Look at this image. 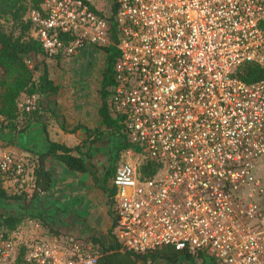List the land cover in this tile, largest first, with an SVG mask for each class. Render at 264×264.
<instances>
[{"label": "built area", "instance_id": "2783aa9c", "mask_svg": "<svg viewBox=\"0 0 264 264\" xmlns=\"http://www.w3.org/2000/svg\"><path fill=\"white\" fill-rule=\"evenodd\" d=\"M114 3V42L111 14L86 0H40L24 15L48 56L117 53L106 103L128 146L104 184L113 190L105 242L136 252L170 246L181 252L176 264L191 254L264 264V188L253 175L264 164V0ZM246 63L261 68L259 80L233 75ZM16 108L34 111L36 96L20 95ZM22 171L21 159L0 149V175L16 182ZM17 254L18 244L0 236V264ZM95 260L82 237L59 246L32 240L19 264Z\"/></svg>", "mask_w": 264, "mask_h": 264}, {"label": "trees", "instance_id": "16d2710c", "mask_svg": "<svg viewBox=\"0 0 264 264\" xmlns=\"http://www.w3.org/2000/svg\"><path fill=\"white\" fill-rule=\"evenodd\" d=\"M39 2L40 0H0V68L4 75L1 80L3 92L0 95V149H3L5 145H13L15 139L24 134L35 122L41 113V97L52 95L58 90V86L54 85L53 81L47 77L45 66L35 78V64L29 66L25 63L30 58L33 62L34 58H39L42 61L46 58L59 59L48 56L42 50L39 42L32 36L31 23L24 18L26 10L36 8ZM110 10L109 38L111 42H114L115 26L112 20L115 13L114 0H112ZM100 50L104 53L105 58L98 88L100 99V105L97 108L98 127L87 134L85 140L72 147L50 141L42 130L40 139L42 147L33 152L31 156L20 158L23 171L18 181L13 182L10 174L0 175V207L10 204L18 209L16 214L5 213L0 216V236L6 237L7 233L13 232L21 224L23 216L27 215L28 218H36L42 226L48 227V236H55L58 239L57 232L52 231V228L47 225L45 221L47 217L40 213L34 215V212L29 209L32 205L31 202L39 195L46 193L51 187V174L45 166L47 159L58 161L69 171L88 172L95 185L106 193L107 202L113 194V190L106 189L104 184L113 175L119 154L123 153L128 144L124 142L122 138L124 134L119 126L110 117L109 107L106 103V97L113 84L112 67L117 53L112 46H105ZM233 75L244 82H254L261 78L262 71L260 67L246 63L239 65ZM22 94L36 96L37 108L34 111L24 113L16 108V103ZM76 129H71L70 133ZM85 130L87 131V129ZM103 135H106L107 139L108 137L113 139L116 144L109 146L108 165L99 176L100 178L97 179L91 162V154L88 150L82 151V149L86 142L88 144L97 143L103 138ZM139 171L142 176H151V172L148 174L142 170ZM104 234L87 237L91 242V253L96 255L95 264H156L159 262L176 264L181 256V252L175 251L170 246H161L143 252L120 251L116 245H108L105 242ZM24 250L25 246L18 247L15 262L20 263Z\"/></svg>", "mask_w": 264, "mask_h": 264}, {"label": "rangeland", "instance_id": "374dc122", "mask_svg": "<svg viewBox=\"0 0 264 264\" xmlns=\"http://www.w3.org/2000/svg\"><path fill=\"white\" fill-rule=\"evenodd\" d=\"M86 2L97 12L108 16L111 12V4L112 0H86ZM104 53L95 47H87L82 51L76 52L74 55L69 57L67 60L62 59H44L43 61L39 58H34L33 60L30 58L27 61L29 62V66H33L35 64L36 68L34 71V77L36 78L42 67L45 66L47 77L55 82V85L58 86L57 98L64 100L67 102V105H62L59 103L58 108H53L50 111V103L53 98L49 96H42V104H41V113L37 117V122H34L33 128L36 131H42L45 133V129L49 126L50 128H59L61 131H64L68 134H73L77 129L82 128V125L79 123V118L75 116L78 114L77 110L80 107L81 103L85 106H89L91 109L96 110L100 105L99 99V83L101 72L104 65ZM33 62V63H32ZM3 71L0 68V95L3 92V87L1 85V80L3 78ZM70 98L71 101H66V99ZM49 107V109H48ZM72 107H75V113L71 111ZM46 108V109H45ZM41 116L42 119H38ZM58 124V125H56ZM40 128V130H39ZM77 128L73 133H70L71 129ZM50 130V129H49ZM42 132V133H43ZM50 139L52 138L54 141L64 142L66 145H69L72 141L73 135H69L65 138H56L57 136L53 135L50 130ZM27 133V131H26ZM31 135V133H30ZM34 138L37 140L38 134H33ZM109 139V137H108ZM106 135H103V138L100 140L98 144L99 149L97 148L94 151L92 149L91 158L96 166V172L98 175L102 174L104 168L108 165V149L110 145L116 144L112 139L108 140ZM18 144H23L22 140L15 139L13 145L4 146V151L10 152L17 158H22V155H19L17 152L19 149L21 151H28L26 149L23 150V146H19ZM27 153V152H25ZM27 156V155H26ZM124 153L119 154V159L116 162V165L121 161H127V158ZM26 158V157H25ZM253 175L258 178L261 182V186L264 188V164L261 163ZM253 199H256L254 197ZM110 209V205H109ZM18 209L15 206L10 204L4 205L0 207V216L2 214H16ZM24 222L23 225H19L13 232L7 233L6 237L11 238L14 242L18 244V247H23L29 244L32 240H36L40 243H49L54 244L55 246H59L61 243H66L71 239H75L72 235L68 233H61L57 231V228H53L47 222V225L51 227L52 231L55 230L58 235L57 241L52 242V239L48 232V227H44L38 222L28 218L27 215L23 216ZM110 217V216H109ZM102 218V216H101ZM109 227L111 226V218L109 222ZM36 226V227H35ZM61 238V239H59ZM194 254H191L187 261L180 262V264H209L207 261H194ZM3 264H19L18 262L9 260ZM156 264H165L164 262L156 263Z\"/></svg>", "mask_w": 264, "mask_h": 264}, {"label": "crops", "instance_id": "0c3cea01", "mask_svg": "<svg viewBox=\"0 0 264 264\" xmlns=\"http://www.w3.org/2000/svg\"><path fill=\"white\" fill-rule=\"evenodd\" d=\"M53 84L55 85V82ZM57 93L58 90L50 96V98L54 99L50 103V111H53V108H58L59 103L67 105V102L57 98ZM69 99H66V101H70ZM71 111L75 113V107H72ZM77 112L78 114H75V116L79 118V123L82 125V128L77 129L73 134H68L59 128H50L48 126L45 129L48 139L54 141L52 138H49L51 136L49 131L51 130L53 135L57 136L56 138L60 137L63 139L69 135H73L74 139H72L69 145H66L64 142L54 141L62 143L67 147H72L80 141L85 140L87 134H90L99 125L97 109L93 110L89 106L87 107L81 103ZM42 118L40 116L38 119ZM35 121L37 122V119ZM33 125L34 122L30 125L27 133L25 132L18 138V141L22 140L23 142L22 145H18L23 146V150H28L21 151L22 149H19L17 153L22 155V158L31 156L33 152L42 147L40 140L42 131L39 128L40 131L35 132ZM34 133L36 135L38 134L36 136L37 140L33 136ZM97 143L88 144L86 142L82 151L88 150L92 154L93 147H95L94 151L97 148L99 149ZM91 162L96 172V166L92 158ZM45 166L51 174L52 183L46 193L39 195L31 202L32 205L29 209L34 212L33 214L37 215V213H40L42 216H46V221L53 228H57V231L62 234L66 232L76 238L97 237L98 235L104 234L110 224L109 203L107 202L106 193L95 185L91 175L88 172L69 171L54 159H47ZM96 176L98 179L101 174L98 175L96 172ZM23 220L20 225H23ZM34 221L40 224L36 218H34Z\"/></svg>", "mask_w": 264, "mask_h": 264}]
</instances>
